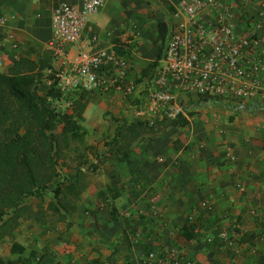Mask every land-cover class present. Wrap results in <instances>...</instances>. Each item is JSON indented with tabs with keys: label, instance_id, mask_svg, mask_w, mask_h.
Segmentation results:
<instances>
[{
	"label": "crops",
	"instance_id": "obj_1",
	"mask_svg": "<svg viewBox=\"0 0 264 264\" xmlns=\"http://www.w3.org/2000/svg\"><path fill=\"white\" fill-rule=\"evenodd\" d=\"M71 1L0 0V73L20 57L50 59L63 79L65 67L52 59L51 19L61 2ZM180 1L103 0L89 18L84 40L94 49H108L115 39L135 36L130 57L133 76L140 77L157 58L158 24L171 20ZM256 3L240 6L238 32L251 30L248 18L264 9V0ZM256 32L264 39V30ZM66 52L73 57L76 49L67 46ZM45 83L41 95L50 81ZM139 91L108 100L76 90L56 102L88 131L86 141L100 155L99 161L90 159L99 167L88 174L75 212L60 221L26 216L12 238L0 241V257H19L11 253L15 241L25 247L22 264H149L152 252L166 264H264V106L236 108L181 94L185 126L156 122V133L135 141L125 161L108 158L106 143L117 125L163 119L138 115L145 97ZM57 182L44 196L28 199L32 212L54 201ZM204 199L214 203L213 211L189 221ZM243 236L250 241L240 242Z\"/></svg>",
	"mask_w": 264,
	"mask_h": 264
},
{
	"label": "built area",
	"instance_id": "obj_2",
	"mask_svg": "<svg viewBox=\"0 0 264 264\" xmlns=\"http://www.w3.org/2000/svg\"><path fill=\"white\" fill-rule=\"evenodd\" d=\"M257 1L181 0L165 23L163 56L147 81L133 76L131 57L117 53L114 44L94 49L84 40L89 18L103 0L61 2L53 11L50 42L53 61H60L66 70L63 79L57 72L59 87L65 94L77 90L108 100L133 96L141 88L145 97L138 115L152 118L184 115L181 94L194 93L236 108L264 106V39L256 32L264 30V9L248 18L249 32H238L235 23L241 17L240 6H256ZM124 43L132 50L135 36ZM67 46L76 49L73 57L66 52ZM213 209L214 203L204 199L192 210L189 221ZM148 261L166 264L153 252Z\"/></svg>",
	"mask_w": 264,
	"mask_h": 264
},
{
	"label": "trees",
	"instance_id": "obj_3",
	"mask_svg": "<svg viewBox=\"0 0 264 264\" xmlns=\"http://www.w3.org/2000/svg\"><path fill=\"white\" fill-rule=\"evenodd\" d=\"M166 32L165 22H160L155 40L157 58L140 74V81L153 77L163 56ZM113 44L117 53L131 56L126 43L115 39ZM46 81L50 85L41 95L39 87ZM59 81L50 59L34 61L20 57L7 73H0V241L12 238L26 216L36 220L47 217L65 220L77 210L89 183L88 174L99 167L90 159L91 155L99 161L100 155L87 143L88 131L73 114L62 112L56 106L57 101L65 99ZM156 122L185 126L188 120L179 114L174 119L164 117L154 123L136 119L119 124L113 138L106 143L108 158L117 155L116 160L125 161L135 141L145 134L156 133ZM75 144L83 146L85 153L74 157L76 165L67 166L68 171L63 173L60 163L69 157L71 150H78ZM56 179L58 182L52 191L54 201L46 209L32 212L28 199L44 196ZM243 238L240 242L249 240ZM24 251V246L12 241L11 253L19 257H0V264H22L20 255Z\"/></svg>",
	"mask_w": 264,
	"mask_h": 264
},
{
	"label": "rangeland",
	"instance_id": "obj_4",
	"mask_svg": "<svg viewBox=\"0 0 264 264\" xmlns=\"http://www.w3.org/2000/svg\"><path fill=\"white\" fill-rule=\"evenodd\" d=\"M160 4L162 5V6H166V4H165V2L163 3H161V1H160ZM162 6H161V9H163L162 8ZM164 19V17L162 18V19H160V20H163ZM142 43V42H141ZM141 46H140V51L142 52V53H144L145 52V45H143V44H140ZM45 86H46V83H45ZM40 89H41V92H43V90H44V85H41L40 86ZM56 106H58V105H56ZM59 109H60V111H64V112H68V109H66V107H65V105L64 104H62L61 103V105L59 104ZM94 134H92V136H94L95 134H96V131H94L93 132ZM146 135V134H145ZM75 147L77 148L78 147V150H71L70 151V153H69V157L65 160V161H62L61 163H60V168L63 170L65 167H67V166H71V167H74L76 164H75V162L72 160V159H74V157L76 158L78 155H80V154H83V153H85L82 149H83V146L81 147V146H78V145H76L75 144ZM74 147V148H75Z\"/></svg>",
	"mask_w": 264,
	"mask_h": 264
}]
</instances>
